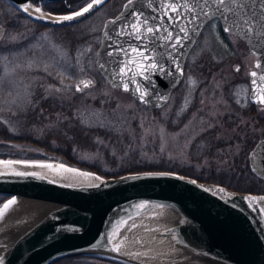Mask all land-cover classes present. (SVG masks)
Returning a JSON list of instances; mask_svg holds the SVG:
<instances>
[{
	"label": "water",
	"instance_id": "water-1",
	"mask_svg": "<svg viewBox=\"0 0 264 264\" xmlns=\"http://www.w3.org/2000/svg\"><path fill=\"white\" fill-rule=\"evenodd\" d=\"M9 1L29 18L59 26L89 16L106 0L71 20L59 18L72 16L87 4L68 13H54L33 0ZM166 2L133 0L125 7L126 0L115 16L104 21L95 51L96 68L109 86L129 93L148 109L161 108L168 102L182 79L186 56L205 23L217 18L222 31L229 26L212 5V0L207 5L203 0H178L179 27H173L170 21L174 14L162 7ZM241 2L247 3V7H241L239 12L256 13L258 19L257 5L251 0ZM25 4H30L28 12L22 11ZM36 6L41 7L44 18H36L39 15L33 11ZM229 8L236 11L228 3L224 15H228ZM134 14L147 18L149 26L162 30L147 34L142 41L127 29L116 35L121 25L135 22ZM117 17H120L119 23L111 24L110 21ZM180 27L185 28L187 35L180 32ZM165 30L184 37L182 44L172 48L171 43L175 41H165ZM261 32L264 29L258 24L255 33L248 37L237 29L226 32L242 39L254 56V68L249 72V100L254 104H262L260 99L264 97V80L261 79L264 69L255 66L260 62L256 47L264 50ZM4 33L5 26L0 23V40ZM133 48L138 51L132 52ZM109 51L114 55L108 56ZM121 61H131L126 76L118 75L124 67ZM150 64L157 67L148 70ZM254 71L256 77L251 76ZM253 79L256 83H252ZM88 81H91L87 87L90 88L95 81L90 76H82L74 84V91L80 93L87 89L81 82ZM124 84L128 85V91L124 90ZM77 85L81 91H76ZM137 87L149 93L146 103L141 102ZM247 158L251 172L264 180V137L255 142ZM0 161L28 163V166L0 163V194L6 196L0 210L8 200H15L0 216L3 264H51L59 258L77 254L105 255L135 264H264V192L236 190L169 170L106 176L54 159L0 158Z\"/></svg>",
	"mask_w": 264,
	"mask_h": 264
},
{
	"label": "rangeland",
	"instance_id": "rangeland-1",
	"mask_svg": "<svg viewBox=\"0 0 264 264\" xmlns=\"http://www.w3.org/2000/svg\"><path fill=\"white\" fill-rule=\"evenodd\" d=\"M77 1L45 6L64 13L89 0ZM113 1L107 0L73 24L48 26L13 12L7 1L0 0V23L6 28L0 40V129L11 136L0 138V158L64 161L25 140L32 130L21 120L35 99L54 102L75 97L74 84L87 75L95 84L82 92L78 102L99 96L114 99L119 109L113 120L117 136H95L93 147L77 149L79 162L108 170L113 158L133 160L134 153L141 163L177 165L200 176L240 173L235 164L246 166V139L256 141L264 135V127L250 118L233 123L234 110L251 104L248 72L253 68V57L246 44L238 36L222 32L218 20L207 22L186 57L180 84L169 101L153 111L98 78L95 50L100 30L104 20L121 7H113ZM255 106V112L264 115V104ZM5 199L0 195V204ZM51 264L91 263L62 258Z\"/></svg>",
	"mask_w": 264,
	"mask_h": 264
},
{
	"label": "trees",
	"instance_id": "trees-1",
	"mask_svg": "<svg viewBox=\"0 0 264 264\" xmlns=\"http://www.w3.org/2000/svg\"><path fill=\"white\" fill-rule=\"evenodd\" d=\"M84 1L85 0H78L77 2H81L82 4ZM124 1L125 0H114L113 7H120ZM9 8L13 12H17L11 5ZM96 72L98 78L104 80L97 70ZM82 95L83 93H79L75 94V97L72 99L67 98L62 101L54 102H38L35 99L28 106L25 116L21 120V122L23 121L27 126L31 127L30 130H32L30 131L32 134L29 133V135L25 136V140L39 145L45 152L55 155L53 157H60L66 162L81 167H87L107 176L119 175L131 171L169 170L191 175L201 180L216 181L237 190L264 192V181L251 173L247 161L246 166H241V168L240 164L236 163L235 167L240 169V173L235 172L231 177L227 176L226 173L214 174V176L211 175L212 177L200 176L189 171H184V167H178L177 165L158 163L152 165L144 164L139 162L141 160L138 159L134 153H132L133 160H127L126 157H123V159L121 158L119 161V159L113 158L111 168L108 170L101 169L98 165H89L79 162L76 158L77 149H80L82 146L93 147L95 145V136L103 135L111 138L117 136V125L113 120H115V114L117 110H119L114 99H105V96L102 95V97L91 98L83 104H80L78 101L79 97ZM157 110L158 109H153V111ZM255 110L256 106L254 104H249L243 109L236 108L234 110L236 113L233 123L238 124L243 118H250L257 125L264 127V115H259ZM228 126H232V124L229 123ZM10 137L11 136L5 132V129H0V138ZM246 142L249 143L248 147L244 151V154L242 153L245 156V153L253 145L255 140L246 139ZM135 157L138 160H135ZM259 184L263 187H258Z\"/></svg>",
	"mask_w": 264,
	"mask_h": 264
},
{
	"label": "snow or ice",
	"instance_id": "snow-or-ice-1",
	"mask_svg": "<svg viewBox=\"0 0 264 264\" xmlns=\"http://www.w3.org/2000/svg\"><path fill=\"white\" fill-rule=\"evenodd\" d=\"M103 2V0H92L91 3H87L86 7L81 8L80 11H76L73 13L72 16H63L60 17V20H71L73 19V17H79L85 13H88L91 9H93L94 6L99 5ZM133 0H128V5H126L125 7H128L132 4ZM204 4L207 5L209 3V0H203ZM251 2L253 4H256L258 9H259V17L257 19L256 13H242L239 12V9L241 7H247V3H242L241 0H212V5L216 8L217 12H219L221 14V18L228 22L229 26L225 27L224 31L225 32H229L232 29H237L239 30L245 37H248L250 34L255 33L256 31V27L257 24L259 25L260 28L264 29V0H251ZM231 3L236 11H233V8H229L228 9V15H224V8L225 5ZM187 5H185L186 7ZM29 7L30 4H25L22 11L24 12H28L29 11ZM162 7L167 8L168 10H170L174 15L171 19V23L173 24V27H179V24L177 23L178 18H180L181 16V10H180V6H178V0H167L166 3L162 4ZM189 11H191V8H188ZM33 11L37 14H39L38 16H36L37 19H42L44 18V13L42 12L41 7L36 6L34 7ZM237 13H239V15H237ZM131 14V13H130ZM165 17H167V12L164 13ZM205 16L208 15L207 12L204 13ZM196 17H193V19H195ZM120 17H117L115 20L110 21L111 24L113 25H117L119 23ZM134 23H132L131 25H121V31H116V35H121V32L124 30H130L132 32V35L138 39V40H143L144 36H146L147 34H152L154 32L158 33L159 31H161V28H156L153 26H149L148 25V21L147 18H141V16L139 14H134ZM58 22V21H57ZM139 24V27H138ZM115 31V29H114ZM141 32L144 33V35H141ZM166 32V36L164 37L166 42H172L175 41L174 43H171V47L172 48H176L179 45L182 44L184 37H181L179 35V33H173L171 31H167ZM180 32H185V35H187L186 30L184 27H180ZM259 35L264 38V32L259 33ZM257 44H259V41H257ZM110 46V45H109ZM254 47H256L254 45ZM119 50L124 51L122 48H120V46H118ZM138 50L133 48L132 52H137ZM256 52L259 54V61L255 66L257 68H261L264 69V50H261V48L256 47ZM108 56H113L114 52L109 51L107 53ZM139 55L141 57H143V53L140 52ZM121 63L124 65L123 68L120 69V72L118 73V75L120 76H126L127 75V71L126 69L129 68V64L131 63V61H121ZM101 67H103V65H101ZM157 67V65L155 64H150L147 66L148 70H152L155 69ZM179 67V66H177ZM163 70V69H161ZM237 71H239V68H237ZM139 74V73H137ZM252 77H256L257 73L254 71L251 73ZM133 80H135V77H132ZM261 79L264 80V76H261ZM83 84V87L87 88L90 86L91 81L88 82H81ZM252 83H256V80L253 79ZM142 87V86H141ZM123 88L125 91H128V85L124 84ZM81 87L79 85H77L76 87V91H81ZM136 91L140 93V99L141 102L146 103L147 102V97L149 95V93L147 92H142L140 87L136 88ZM260 103L264 104V97H262L260 99ZM0 163H5V164H12V163H16V164H24L25 166H28V163L26 161H0ZM41 167H51V165H39ZM61 167H63V165H61ZM68 171H77L75 169H68ZM16 175H27V173H15ZM81 175H90L89 173H80ZM97 179H99V177H96ZM192 183H195V181H192ZM207 190V189H205ZM219 191H223V189H219ZM264 199V198H262ZM15 203L14 199L8 200L7 203L3 204V210H6L9 208L10 205H13ZM3 210H0V216L3 215ZM106 239V237H105ZM118 250V249H117ZM0 264H3V259L0 258Z\"/></svg>",
	"mask_w": 264,
	"mask_h": 264
},
{
	"label": "flooded vegetation",
	"instance_id": "flooded-vegetation-1",
	"mask_svg": "<svg viewBox=\"0 0 264 264\" xmlns=\"http://www.w3.org/2000/svg\"><path fill=\"white\" fill-rule=\"evenodd\" d=\"M6 1V0H5ZM44 4V3H42ZM45 6V5H44ZM47 10L51 12H56L60 13L59 11L56 10V8H49L45 6ZM63 258H78V259H85L91 264H134L131 262H127L124 260L116 259L113 257L105 256V255H99V254H81V255H72V256H67ZM62 259V258H60Z\"/></svg>",
	"mask_w": 264,
	"mask_h": 264
}]
</instances>
